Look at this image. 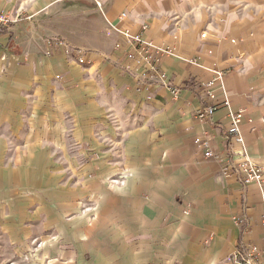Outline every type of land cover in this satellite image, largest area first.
Masks as SVG:
<instances>
[{
  "label": "crops",
  "instance_id": "obj_1",
  "mask_svg": "<svg viewBox=\"0 0 264 264\" xmlns=\"http://www.w3.org/2000/svg\"><path fill=\"white\" fill-rule=\"evenodd\" d=\"M0 11L13 19L0 27V210L20 219L1 222L0 247L39 232L21 221L39 215L34 202L55 211L61 200L64 264L83 253L94 264H243L232 254L264 237V198L223 176L193 139L208 134L216 152L238 160L244 149L264 166V0H0ZM120 31L172 51L140 80ZM205 105L214 112L199 120ZM237 110L243 146L226 133ZM114 117L128 124L120 138L104 130ZM73 141L82 154L93 142L94 161L71 160ZM59 152L76 192L57 185ZM82 197L93 206L74 214Z\"/></svg>",
  "mask_w": 264,
  "mask_h": 264
},
{
  "label": "rangeland",
  "instance_id": "obj_2",
  "mask_svg": "<svg viewBox=\"0 0 264 264\" xmlns=\"http://www.w3.org/2000/svg\"><path fill=\"white\" fill-rule=\"evenodd\" d=\"M66 51V50H65ZM67 54H73V51L67 50ZM69 55V54H68ZM73 59L76 61V63H80L78 61L77 55H72ZM119 117H122L119 114ZM112 125L111 130L108 132L107 129H109V126H107L106 122L104 123V130L108 135L114 138H120L122 136L123 130L128 127V124L126 120H123L122 118L114 117L112 120L108 122ZM95 135V133H93ZM108 135L105 134V132L102 133L103 138H100V136H97L98 139H100L102 142L110 145V137H107ZM70 145L72 146V152L70 153V159L79 161L80 157L86 156L87 160L94 161L95 152H94V143L93 142H86L85 148L86 151L82 154L80 151H77V141L70 142ZM106 146L105 150L107 151L109 147ZM64 153H55V166L57 167L56 171L59 172L58 178V186H61L62 188V179L68 180L69 183L66 186L71 187L72 192H76L78 187V184H75V182L71 181L67 178H63L62 176V161ZM120 156V154H119ZM57 164V165H56ZM76 166V164L74 165ZM73 171V169H71ZM94 172V170H92ZM117 177V176H113ZM111 177V178H113ZM111 178L103 179L104 184L106 182H110ZM115 179V178H114ZM56 185V186H57ZM64 186V184H63ZM61 190V189H60ZM83 200L76 201L75 204H78V208L73 209L72 212L74 214L79 213V211H83L86 208H92L93 206V200L91 198L86 199L85 197H82ZM92 200V201H91ZM73 203V202H72ZM55 211L52 210L53 206L48 202V204L43 201H36L34 202V206H32L30 209H36L39 208L41 212H39L38 216L35 217H21L22 224L28 227H34L38 228L39 232L35 234H27L23 237V248L16 249H5L3 247H0V264H64L63 262V252L67 248H64V241H63V234L62 227L64 220H69V214H63V207H62V201H55L53 202ZM7 210H0V213L4 217H0L1 222L9 225H14L15 220L19 221V217L10 216L8 213H6ZM78 222H74V225H77ZM8 240V238H7ZM82 258H79V256L72 257L69 262L71 264H94V258L89 254L82 255Z\"/></svg>",
  "mask_w": 264,
  "mask_h": 264
},
{
  "label": "built area",
  "instance_id": "obj_3",
  "mask_svg": "<svg viewBox=\"0 0 264 264\" xmlns=\"http://www.w3.org/2000/svg\"><path fill=\"white\" fill-rule=\"evenodd\" d=\"M99 4V3H98ZM13 22L11 16L4 11H0V27H8ZM128 44L138 51L137 62L143 66L144 71L139 75L140 80L148 78V73L158 70V56L161 53H169L172 51L170 48H159L153 46L149 41L144 40L141 33H130L128 31H120ZM59 45L69 47L68 42L60 40ZM118 46V44H116ZM120 45V44H119ZM74 52L77 50L72 48ZM49 53L48 51H46ZM132 53L128 57H132ZM80 63H85V52L80 51L78 56ZM215 79H220L223 76V71L212 68ZM165 81L163 73L160 74ZM212 81L204 82L203 87L208 88ZM178 89L172 90L173 95H176ZM208 95L213 98V94L208 92ZM225 103V101H224ZM215 109L214 105L200 106L194 110L193 115L199 120H205L211 117ZM241 110H237L231 115V124L227 129V137L229 140L236 141L243 146V137L239 131L238 121L241 117ZM193 143L203 152L206 157H213L219 164V169L223 176L232 177L239 182L243 187L255 183L262 197L264 198V166L259 165L255 160L245 153L240 159L229 156L227 153L216 152L211 144V137L208 134L195 136ZM246 222V221H245ZM237 224L243 225L244 222L238 221ZM260 224L264 228V215L260 219ZM232 259L236 263L243 264H264V237L259 243L241 241L239 246L232 254Z\"/></svg>",
  "mask_w": 264,
  "mask_h": 264
}]
</instances>
